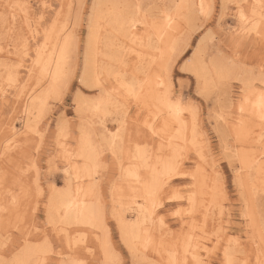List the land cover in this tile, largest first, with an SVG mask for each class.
<instances>
[{
  "label": "rangeland",
  "instance_id": "rangeland-1",
  "mask_svg": "<svg viewBox=\"0 0 264 264\" xmlns=\"http://www.w3.org/2000/svg\"><path fill=\"white\" fill-rule=\"evenodd\" d=\"M111 1H113V3H117L125 2L127 0H0V152L2 154L3 150L5 151L2 156L0 154V175L2 176V178H0V182L8 183L12 179V174H20V165L18 164V161L22 163L21 165L26 164L29 166L35 163L37 178L40 184L39 188L42 189L40 195L38 196L35 193L36 186L34 183H30L28 187L30 195L29 199L27 198L28 204L26 203L25 207L22 205L19 206L17 208L18 211L15 212V214L11 212L12 203H8V205H6L7 209L5 208L4 211H0V251L3 250L2 247H4L7 243L9 250L15 249L16 256L19 254L17 252L20 251L22 247V236H28V233L24 232L23 235H21V233L13 230L11 240H9L6 229L9 226H12L14 229L17 218L27 216L30 220L34 217L36 226L41 230L39 233L36 232L35 228L31 230L32 237H40V239L34 238V240H31L33 245L42 243L46 230L47 239L50 244L49 247H51L50 250L52 249L51 252H54V255L49 254L46 258L50 264H59L58 261L61 258L63 260L76 259L79 264H104L103 249L97 240L89 242L92 235L88 229L86 231L79 230L76 234H81V236L83 234L86 235L83 239H81L80 236L77 238H79V242L85 243L83 245L90 246L88 252L89 254H84L81 257L72 256L68 252L70 250L67 249L71 248L78 242H75L74 244L73 237V240L70 239L69 241H66L64 236H62L63 231H61V233L56 231L64 230L62 229L64 228V225L54 223L56 225L55 227L53 222L49 224L50 218L47 216L46 212V203L49 198V188L63 189L65 187L66 180V175L64 174V161L61 158V154L58 152L61 148L59 146V137H57L59 128L58 125L60 122L67 125L68 136L65 139V145L66 148L74 154L77 150V138L79 135L78 127L79 123L82 122L88 128V131H90V135L94 138L95 145H97L96 149L99 150L98 153L100 160L98 159L99 165L96 167L99 169H96L95 180L98 181V199L104 209V219L102 218L104 221L102 222L105 223L103 226L105 227V231H107L106 233H108L106 238L108 242L105 245V248L110 256L108 264H144L145 262V264H153L154 262V264H167L166 256L163 254L161 246H163V244L165 246V243L171 245V243L177 242L175 250L179 251V239L186 236L189 225L192 226L191 233L193 234V237H198L199 243H205L209 246L215 245L212 249L215 248L216 251L209 252L207 253L208 255L204 253L205 255H203V259L206 258V260L211 262V264H222L225 259V248L229 250L228 252L230 254L231 252L234 254V262L236 261L235 264H246V262L249 261L251 264H256L255 257L257 254L259 255L262 250H256L253 237L254 232L251 231L254 226L251 227L252 222L249 220V217H247L248 214L245 210L246 207L243 204L244 197L240 194L241 191L238 184H236V175L239 171L238 166H240V164L239 161L231 157L229 149H233L231 145L236 142L237 147H239L240 144H246L244 146L253 150L255 149L254 151L256 152H262L258 156H260L259 162H261V165H264V120L262 121V119L257 116V113L251 118L249 115L251 109L247 111L248 106L244 105V101L246 99L245 97L249 95L248 91L253 89V85H255V87H260L259 90L264 86V42L260 41L254 34L250 39L247 37L244 32V25L242 24L240 26L237 21L236 15L234 14V1L231 0H224L225 2L222 0H210L211 3L209 2L210 4L208 5L205 4L206 6L204 5L201 12L198 10H190L192 14L190 12L186 14L184 10L183 12L173 16L176 27V30H174L175 41H177L173 56H176L177 60H180L181 62L193 60L192 62L190 61V68L194 67L195 69L198 68L200 70L199 67L201 64L205 69V84H203L202 80L200 82L201 85L198 84L196 76L192 74L193 72H177L174 74V81L170 79L172 88L171 96L173 98L179 97L182 105H190L194 108L196 116L194 125V127L196 126V130L194 132L196 146L198 148V152L202 154L205 160L198 159L196 155L197 153H195L191 148L184 149V157L181 162V168H183L188 175L184 176L183 174L182 176L174 178L170 185H179L176 186V189L184 192V194H188L186 191H190L192 186L191 181L193 180L191 177L193 174H196V172H194L196 166L202 165L205 172L207 171V173L213 177L215 176L213 170V162L215 161L216 169L226 178L228 195L227 200L224 203L223 218H221V216L218 217L217 214L215 215L214 213H217V211H214L213 214L206 216L203 223L201 219L202 213L200 211L197 212L196 217L193 216L192 218L184 212L188 207L186 201L185 203L184 201L176 203L177 199H172V197L166 199L161 207H159L158 212L164 221L163 228L161 230L164 235L162 234L160 236V232L151 229L149 230L151 233L157 235V237H160H158L157 240L155 238L154 242L156 245L152 242L153 245L151 244L145 249L144 257L146 258L142 259L143 262L145 261L143 263L140 262L142 258V256H140L141 253L138 251H135L134 253L125 245L121 236L119 223L110 214L111 208L113 207L110 203L112 200L110 199H112V192L115 191L113 188L116 189V184L120 183L119 179L121 173L125 169V166H128V157L134 154L136 151L135 149L137 148L145 150V153L147 155L150 154L149 156L151 157L155 150L152 149V146H156L155 142L158 137L155 135H149V133L144 131V111L138 110V102L133 101L131 97L128 98V94L125 95L122 91H120V88L117 87L114 75H112L113 77L109 75L103 78L104 84L106 85L105 88H107L105 91H100V88L90 86V81L88 80L89 77L85 80L86 75L83 67L85 65L86 54L84 53H86L89 33L87 32V29H89L88 25L91 23L90 20L94 17L95 21V16L98 12L99 15L103 14L102 12L103 9H105L104 7L111 6V4H113ZM131 1L135 0H128L127 2ZM179 1L180 0H138L139 4L144 8V10L143 8L140 9L142 14L145 15L144 17H146V19H152L153 21L157 20L156 22L158 23L162 19V14H164L165 11L172 13L174 5ZM149 5H152V7L150 8ZM248 10H250V8H247L245 12L247 16L251 17V12L249 11L250 13H247ZM135 23L137 24L138 29L137 34H139L141 25L138 22ZM62 24L63 26H67V31H73L74 40L76 39V44L74 43V46L77 48H73L74 46L70 47V55L67 65L68 69H66L68 70V73L70 72L72 75L71 78L67 79L66 86L64 80V83L60 85L61 87L59 86L60 88L58 93L54 95L51 94L48 98H46L44 104L46 106H43L45 109H42L40 114H37V112H39L38 110H36L37 112L34 111L35 108L32 109L33 115L30 117V125H34L37 129H39L40 133L38 136H40V139L39 137H36L33 139L34 141L26 142L24 141V135L22 133L24 130L22 126L24 125L27 112L26 105L34 99L36 102L40 98L41 93L47 84V82H45V84L40 78V75H38L36 67L32 65V59H34L36 49L41 47L45 41L44 32L46 29V32L55 27V29L59 30L60 25L62 26ZM248 26H250V24L247 25V27ZM103 29L100 30L99 33H103ZM180 38H182V40H180ZM101 40L103 39H100V42ZM183 46L184 48H182ZM102 48L105 50V47ZM112 62L113 61H111V64H113ZM127 63L128 69L124 70V72H120L118 76L124 73L122 75H124V77L126 76L128 82H134L136 78L133 77V72L136 71L134 70L136 64H134L133 59L128 60ZM216 63H221V65H223L224 68H227L230 72H227V75H229H226L221 80L217 79L219 78V75L217 76L216 73L214 75L211 69L212 64ZM9 65L10 67L6 68ZM121 67L127 68L125 65ZM14 73L16 78L14 80L15 84L12 85V82L8 81L7 78L11 74L14 76ZM8 74L10 75L8 76ZM80 77H83L84 79L83 84L81 83ZM109 79H111V81H109L111 83L106 81ZM248 81L249 85H245ZM36 82L38 83L36 84ZM39 86H41L42 89ZM39 90L40 92H38ZM114 90L117 92H114ZM27 91H31L30 94L28 93L29 97L26 96ZM111 92L116 94H112ZM35 93H38V95ZM77 94L82 96L84 100L86 99L89 101V107L84 110L83 115L78 114L77 111ZM107 94H109L108 98L109 101H111L110 104L100 106V104H97L96 102V104L93 103L98 100L99 97L101 99L103 95ZM121 99L125 100L121 101ZM128 104L129 106L126 107ZM117 105L125 110L124 116H122V112L120 110L119 112L115 111L114 106ZM136 105L137 107H135ZM241 105H244L242 113H244V116L247 119L246 129H248V131L245 130V133L247 134L245 135L244 133V142L237 138L234 127H232L231 124L241 115L239 114L240 108L242 107ZM221 113L223 116L225 115L224 117H227V121L230 122L228 124L229 126L224 127L221 125ZM35 115H38V119H36ZM185 115L186 117L189 116L186 113ZM255 122H257V124H255ZM11 125H13L14 130H16L17 133H12L14 130ZM104 125L112 131L118 130L117 127L120 125H123V128H126L128 131L130 130L131 140H129V144L132 149L130 148V145H126L125 151L119 152L117 148L119 145L117 144L114 146V149L118 155L115 153H112V155L111 152L108 151L106 144L101 142V133L107 132L106 129L102 128ZM141 132L142 136H140ZM250 139L254 140L251 141ZM24 146L25 149H23ZM128 151L129 154L131 153L130 155L128 154ZM29 152H31L32 157L29 156ZM30 157L32 159H30ZM229 160L232 161V164L229 163ZM115 162H117V164ZM260 176L264 179V173L260 174ZM14 190L16 189L14 188ZM263 193L264 192H262V194ZM262 194L260 196L258 195V198L261 200L260 204H263L259 206V210L261 209L260 214L264 219V194ZM24 198L26 197H23L22 199ZM176 204H178L179 207H173ZM177 209H180V212H176L175 210ZM173 213L175 215H173ZM181 213L183 214L181 215ZM127 218L128 221H132L134 219L132 216H127ZM217 223H219V226L223 230L220 228L219 232H217V234L219 233L220 235L219 238H217L218 241L214 239V244H211L209 241L199 236L202 234L203 230L207 233H214L213 229L214 227H217ZM72 230L73 227H70L68 230L69 232H67V230H65V232L71 235L73 233ZM100 232L101 231L98 230L99 234ZM204 235L205 237L207 236V234L203 233L202 236ZM169 236L171 239L167 240ZM211 236L213 238V235H210V239H212ZM82 243L76 244L75 246L81 247L83 246L81 245ZM64 245L68 246L65 247ZM154 246L157 248L160 247L158 249L160 254H158V251L156 253ZM197 248L199 247L197 246ZM199 249L201 252H204L203 249ZM135 257H137V259H135Z\"/></svg>",
  "mask_w": 264,
  "mask_h": 264
},
{
  "label": "bare ground",
  "instance_id": "bare-ground-1",
  "mask_svg": "<svg viewBox=\"0 0 264 264\" xmlns=\"http://www.w3.org/2000/svg\"><path fill=\"white\" fill-rule=\"evenodd\" d=\"M127 1L117 2V3H113V1H111L113 4H111V6L104 7L105 9H103V12L101 11L103 14L99 15V12L98 14L96 13L95 21H94V17L91 18L90 20L91 23L90 25H88L89 29H87V32L89 33H88V39H87V46L85 45L86 53L84 54H86V56H85V65L83 67H84V72L86 75L85 80L87 79V77H89L88 80L90 81V82L89 81H86V82H89L90 86H93L95 88H100V91H105L107 88V87L105 88L106 85L104 84L103 78L109 75L111 76L114 75V77L116 78L115 80L117 82V87L120 88V91H122L125 95L128 94L129 95L128 98L131 97L133 101L138 102V108H139L138 110L144 111L143 112L145 113V118L143 119L144 127L142 126L144 128V131L149 133V135H153V131H154L156 133L155 136L158 137L155 142L156 146L155 147L152 146V149L153 150L155 149V150L152 153L153 155L151 157L149 156L150 154L147 155L145 153V150H142L139 148L135 149L136 150V151L134 150L135 153L128 157L129 158L128 166L127 167L125 166V169L121 173V176L119 179L120 183L116 184L117 186L116 189L113 188V190L115 191L112 192V195H111L112 199H110L113 202V203L110 202L111 205H113V207L111 206L112 208H111L110 214L119 223L121 236H122V239L125 245L134 253L135 251L140 252L141 253L140 256H142L140 262H143L142 259L146 258L144 257L145 249L149 247V245L151 244L153 245L152 242L155 241V238L157 240V238L163 234L161 230L163 228L164 221L161 215L158 213L159 207H161V205L164 203L166 199L171 198V197L172 199H174L173 197L176 195L177 191H179V189H176V186H179V185L174 186L175 184L174 185H170V184L174 178L182 176L183 173H186L184 169L181 168V165H182L181 162L183 161V157H184L183 156L184 149L191 148L195 153H197L196 155L198 159L205 160L202 154L198 152V148L196 146V140H195V134H194L196 130L195 129L196 126L194 127L196 116H195L194 108L193 106H190V105H187V106L182 105V102L179 97L173 98L171 96L172 88H171L170 79L162 80L159 75V68L161 67L162 64L167 63L172 58L173 52L176 46L175 44L177 41H175V32H174V30H176V27L174 24L173 16L183 12L184 10L186 14L190 12V10L192 11L198 10L201 12L202 9L204 8V5L210 4L211 1L210 0H180L174 5L173 7L174 9L172 13L165 11V13L162 14L161 16L162 19L159 21V23L156 22L157 20L153 21L152 19H146V17H144L145 15L142 14L140 9H132V8L127 7L129 5H140L138 0L131 1V2H127ZM222 1L225 2L224 0ZM227 1H230V0H227ZM231 1H234L233 2V5L235 6L234 14L236 15L237 21L240 26L243 24V22L241 21V14H244L245 16H247L245 12L247 8H250V10H248L247 13L251 12L250 13L251 17L250 16H247V17L251 18L253 21V24H250V26L248 27L251 28L253 27L254 24L261 23L262 14H264V8H262L261 5L264 4V0H231ZM180 17H183V16H180ZM135 22H138L141 25L139 34H137L138 29H137V24ZM55 28H51L48 32H46L47 31L46 29V31L44 32L45 41L41 45V47L37 48L36 46L37 49L35 51V56H34V59H32V65L36 67L38 71V75H40V78L43 80V82L44 83L47 82V84L45 83L46 87L42 91L40 98L36 102L34 101L35 99L32 101L29 100L30 102L26 105L27 112H26L24 125L22 126V128L24 129L22 133L24 135V141L26 142L34 141L33 139L36 137H39L40 139V136H38L40 133L39 129H37L34 125L33 126L30 125V117L33 115L32 109L35 108L34 111L38 110L39 112L37 111L36 112L37 114H40L42 109L43 110L45 109L43 106H46L44 105L46 98H48V96L51 94L54 95L58 93L59 88L61 87L60 85L64 83V80L66 79L67 74H68V70L66 69H68L67 65H68V58L70 55L69 54L70 47L74 46L76 39L74 40L73 31H70V30H69L70 32L67 31V26H63L62 24V26L60 25L59 30ZM100 28L102 29L104 28L103 33H99V31L102 30ZM100 39H103V40H101L100 42ZM183 39L185 40L184 37ZM180 40H182V38H180ZM102 47H105L104 48L105 50H103ZM73 48H75V46ZM182 48H184V46ZM131 59H133L134 64H136V67L134 69L136 71L133 72L134 74L133 77L136 78L134 82H128L126 76L124 77V75H122L124 73L118 76L120 72L122 71L124 72V70L128 69L127 61ZM111 61H113L112 62L113 64H111ZM123 65L127 66V68L121 67ZM8 67H10V65L7 66L6 68ZM199 68L200 70L198 68L195 69L193 67L191 68L192 69L191 72H193L192 74L196 76L198 80L197 81L198 84H200L201 80L203 81V84H205L206 75H205L204 66L200 64ZM211 69L214 75L215 73L217 76L219 75V78H217L219 80L223 79L227 75V72H229V70H227V68H224V66L221 65V63L212 64ZM9 75L10 74H8V76ZM15 78L16 76L14 73V76L11 74L7 78V80L11 81L13 85L15 84L14 82ZM36 81H40V80H36ZM106 81L108 83H111L109 82L111 81V79L106 80ZM37 83L38 82H36V84ZM161 84H163V87H161ZM245 85H249V81ZM253 86H254L252 87L253 89L248 91L249 95L245 97L246 99L244 101V105L248 106L247 111L251 109V111L249 112L250 113L249 115L251 118L254 115H256V113H257V116L261 118L262 115H264V109H262V106H261V96H262V93H264V86L260 90H259L260 87L258 86L255 87V85ZM39 87L41 88V86ZM30 92L31 91H27L26 96L29 97L28 93L30 94ZM38 92H40V90ZM114 92H117V91L114 90ZM114 92H111V93L113 94ZM36 95H38V93ZM108 95L109 94L103 95L101 99L99 97V99L94 101L93 103L100 104V106L105 105V104H110L111 101H109ZM76 98H77L76 106L78 107L77 108L78 114L83 115L84 110H86L87 107H89L88 106L89 101L86 99L84 100L83 97L80 95L76 96ZM123 98H127V97H123ZM122 100H125V99H121V101ZM176 101L181 102L179 107L175 106ZM244 105H241L242 107L240 108V111H239L240 112L239 114L241 115L236 119V121L232 122L231 120L232 122L231 124H232V127H234L236 136L241 141L245 139L244 138L245 130L248 131V129H246L247 119L245 118L244 113H242L243 112L242 108H244ZM128 106L129 104L126 107ZM114 107H115L114 108L115 111L119 112L120 110L122 112V116L125 115L124 113L125 110L123 108H121L118 105ZM135 107H137V105ZM90 109L93 110L92 108ZM185 113L189 116L186 117ZM37 116H36V119H38ZM224 116L222 115L221 117V122H222L221 125H223L224 127L229 126L228 124L230 122L227 121V117H224ZM263 120L264 119H262V121ZM146 122L148 124V127H145ZM255 124H257V122H255ZM11 126H12V129L14 130L13 125ZM58 127L59 128H58L57 137H59L58 139L59 144H60L59 146L61 147L58 152L61 154V158L64 161V167H65L64 174L66 175L65 177L66 180H65V187L64 188L62 187L63 189H54L52 187L49 188V198L46 203L47 216L51 218V223L53 222V224L56 223V224L64 225V228H62L64 230H56V231H58L59 233L63 231L62 236H64V239H66V241H69L73 237L74 244L75 242H78L76 244L82 243V242H79L80 240L77 237L80 236L81 239L86 237L85 234L81 236V234H76V232H78L79 230L86 231L88 229V231L92 235L91 239L90 240L88 239L89 242L90 241L94 242V240L98 241L104 253V261L103 260L102 261L104 262V264H108L109 263L108 260L110 259V256L105 248V245L108 242V240L106 239L108 233H106L107 231H105V227L103 226L105 223L102 222L104 221L102 220V218L104 219V209L98 199L99 197V194L97 193L98 181L95 180L96 169H99V168H96L99 165L98 161L100 160L99 153H98L99 150L96 149L97 145H95L94 138H92V136L90 135V131H88V128L86 127V125H84L81 122L79 123V127H78L79 135L77 138V150L75 151L74 154L71 153L69 149L66 148V145H65V139L68 136L67 125H65L63 122H60ZM102 128L106 129L107 130L106 133L108 134H106L105 132H102V133L100 132L101 142L106 144V147L108 151L111 152V154L115 153L118 155V153H116L115 152L116 150L114 149V146L117 144L119 145L117 146L119 152H124L126 145L127 146L130 145L129 140H131L130 139L131 132L130 130L128 131L126 128H123V125L122 126L120 125L119 127H117L118 130H113V131L110 128H107L105 125L102 126ZM138 132H139V129H138ZM12 133H17V131L14 130V132ZM140 134H141L140 136H142V132ZM246 134L247 133H245V135ZM250 140L253 141L254 139L253 140L250 139ZM256 140H255V143H256ZM236 143L235 144L231 143L232 144L231 147H233V149L231 150L229 149V151L231 152V157L239 161V164H240V166H238L239 171L237 172V175L235 174L236 182H237L236 184H238L239 186V189L241 191L240 194L244 197L243 204L246 207L245 210L248 214L247 217H249V220L252 222L251 227L254 226L251 229V231L254 232L253 237H254V242L256 245V250L264 251V219L263 217H261L262 215L260 214L261 209L259 210V206L263 204H260L261 200L258 198V195L260 196L262 192H264V179L262 176H260V174L264 173V165H261V162H259L260 156H258L262 152L259 153L258 151L257 152L254 151L255 149L253 150L247 146H244L246 144H240V146L237 147ZM130 148H131V145H130ZM23 149H25V146ZM4 152H5L4 150L2 154L0 152L1 156L4 154ZM128 154H129V151H128ZM29 156L32 157L31 152H29ZM31 157L30 159H32ZM176 157L179 158L178 164L181 169V173L178 175H173L170 179L166 180L165 173H166L167 162L169 158H176ZM115 163L117 164V162ZM18 164L20 165V168H19L20 174L18 175L17 173L12 174V179L8 183L0 182L1 184L0 185V211L1 210L4 211L8 203H12L11 212L13 213L18 211L17 208L19 206L22 205L25 207L26 203L28 204L27 198L29 199V195H30V191L28 188L30 183H34V185L36 186L35 188L36 195L39 196L41 193L42 189L39 188L40 184L37 178V169H36L35 163L29 166L26 164L21 165L22 163L18 161ZM194 172H196L195 175L197 176V179L192 180V181L190 179V181L192 182L191 185H196V187L193 188L191 186L190 191H186L188 192V194L186 193L184 194V192L179 191L181 194L184 195L185 198L183 200L177 199L176 203L181 202V201H184L185 203L186 201V204H188L187 205L188 207L185 209L184 212H186L191 218L193 216L196 217L197 212L200 211L202 213L201 215L202 223L205 221L206 216L209 214H213L214 211H217V213H214V214L215 215L217 214V216L220 217L221 216L220 208L213 199V186H214L213 182H214L215 176L211 177L209 173H207V171L205 172L202 165H197ZM0 178H2L1 175H0ZM14 188L16 190H14ZM150 189H152L153 191H156L157 189H159L155 197L150 195V192H149ZM111 190H110V193H111ZM193 192L196 193V196L194 197L195 199L194 206L189 203V199H188V197ZM23 197H26V198L22 199ZM177 206L178 204L174 205L173 207L176 208ZM175 211L180 212V209L179 210L177 209ZM183 213H181V215ZM173 215L175 214L173 213ZM127 216H132L134 219L132 221L131 220L128 221ZM70 227H73V230H72L73 235L72 234L69 235L68 233L65 232V230L69 232L68 230L70 229ZM191 227L192 226L189 225L188 232H186V236H183L181 239H179V245H180L179 251L175 250L177 242L171 243V245L168 243H165V246L164 244L163 246H161V250L163 251V254H165L166 256L167 264H185V261H187L188 264H194L193 256L197 257L198 259L203 258V255L210 252V251H206V249L211 250L212 247L215 246V245L209 246L208 244H205V243H199L198 237L197 238L193 237V234L191 233ZM220 228L221 227L219 226V223H217V227H214L213 229L214 233H207L205 230H203L202 234L203 233L207 234V236L206 237L205 235L202 236V234L199 236L201 238L206 239L211 244L212 243L214 244L215 243L214 239L217 240V238H219L220 234L219 233L217 234V232H219ZM150 229L160 232V236L157 237V235L151 233L149 231ZM98 230L101 231L100 234L98 233ZM210 235H213V238L211 236L212 239L209 238ZM26 237L27 236L25 237L22 236L23 239ZM34 238H37V237H31V240H34ZM169 239H171L170 236L167 240ZM75 240H78V241H75ZM32 243L33 242L31 241V244ZM83 244L85 243L83 242L81 245ZM75 245H73L71 248L68 247L69 249H67V250H70L68 252L72 256L81 257L84 254H89L88 253L89 248H90L89 245H83L81 247L75 246ZM64 246L67 247L68 245L67 246L64 245ZM197 246L203 249L204 252H201L200 249L197 248ZM50 248L51 247H49V251L51 252L52 249L50 250ZM159 248L160 247L157 248L156 246H154L156 253ZM44 251L45 249L43 247L39 249L32 247L27 250H24V246L22 244L20 251L17 252L19 254L16 256V258L24 262V264H42V262L45 261L46 258L48 257V255L45 256ZM159 252L160 251H158V254H160ZM231 254L228 252V258L234 261L235 256L232 252ZM258 256L259 255L257 254L255 257L256 261L258 259ZM260 258H264V257H260ZM135 259H137V257H135ZM58 262L59 264H79L76 259L63 260L61 258ZM235 263L236 261L234 262V264Z\"/></svg>",
  "mask_w": 264,
  "mask_h": 264
},
{
  "label": "snow or ice",
  "instance_id": "snow-or-ice-1",
  "mask_svg": "<svg viewBox=\"0 0 264 264\" xmlns=\"http://www.w3.org/2000/svg\"><path fill=\"white\" fill-rule=\"evenodd\" d=\"M129 8L132 9H142L143 6L142 5H129L127 6ZM149 7L151 8L152 5H149ZM262 8H264V4L261 5ZM241 21L243 22L244 25V32L246 33L247 37L250 39L253 34L262 42H264V14H262V21L260 24H254L253 27L249 28L247 27V25L249 24H253V21L251 18L245 16L244 14H241ZM190 62L189 61H184L181 62L180 60H177V58L175 56H173L167 63L162 64L161 67L159 68V75L161 77L162 80H167V79H172L174 81V74L179 72V73H189L192 71V69L189 66ZM71 78V73H68V76L65 79V86L67 85V79ZM81 83H84V79L83 77L81 78ZM161 87H163V84H161ZM63 91V89H62ZM180 101H176L175 106L179 107L180 106ZM261 106L262 109H264V93H262L261 96ZM262 119H264V115H262L261 117ZM145 127H148L147 122L145 123ZM156 133L153 131V135H155ZM178 160L179 158H169L167 165H166V173H165V179H170L173 175H178L181 173V169L179 167L178 164ZM229 163L232 164V161L229 160ZM213 170L215 173V177H214V182H213V199L214 201L217 203V205L220 208V215L221 218H223V214H224V203L227 200V195H228V187H227V182H226V178L221 175L218 170L216 169V162H213ZM185 176L188 175V173H183ZM193 180L197 179V176L195 174H193L192 176ZM235 182V181H234ZM193 188L196 187V185H192ZM157 191H159V189H157L156 191H153L152 189L149 190L150 195H152L153 197H155V195L157 194ZM196 196V193L193 192L189 197V203L192 204L194 206L195 204V199L194 197ZM174 199H179V200H183L185 197L183 194H181L179 191H177L176 195L173 197ZM194 210V209H193ZM49 224H51V218L49 219ZM35 228L36 232L39 233L41 230L39 227L36 226L35 223V218L33 217L31 220L27 217V216H22V217H18L16 220V224L14 226V229L12 226H9L6 229V232L8 234V239L11 240V235H12V231L14 230L15 232L21 233V235H23L24 232L28 233V236L24 239H22L21 243L24 246V250H27L29 248L35 247L37 249L43 247L45 249L44 254L45 256L49 255V254H53L54 252L49 251V243H48V239H47V233L45 230V236L42 240L41 244H37L35 246H33L31 244V237H32V229ZM37 239H40L39 236H37ZM206 251H210V252H214L216 251V249H206ZM228 249L225 248V259L222 262V264H234V261H232L231 259L228 258ZM187 255V253H186ZM260 257H264V251H262L259 256L258 259L256 261V264H264V258H260ZM193 262L194 264H211V262H209L206 259L203 258H197L195 256H193ZM0 264H24V262L20 261L19 259L16 258V250L12 249L9 250V246L6 243L3 247V250L0 251ZM42 264H50L49 261L45 260L42 262ZM185 264H188L187 261H185ZM246 264H251V262H246Z\"/></svg>",
  "mask_w": 264,
  "mask_h": 264
}]
</instances>
